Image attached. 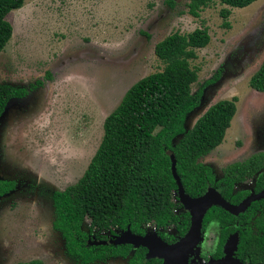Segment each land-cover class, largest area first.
<instances>
[{
	"label": "rangeland",
	"instance_id": "rangeland-1",
	"mask_svg": "<svg viewBox=\"0 0 264 264\" xmlns=\"http://www.w3.org/2000/svg\"><path fill=\"white\" fill-rule=\"evenodd\" d=\"M189 1L27 0L6 16L12 36L0 53V83L26 94L0 117V180L15 182L0 198V264H80L53 229L52 193L82 176L124 93L163 70L154 47L169 34L209 35L190 61L198 76L192 93L221 73L187 116L186 130L216 102L237 99L223 142L200 163L217 178L229 163L264 153V93L248 84L264 59V0L242 9L211 0L197 18L187 13ZM88 227L86 220L81 228Z\"/></svg>",
	"mask_w": 264,
	"mask_h": 264
},
{
	"label": "trees",
	"instance_id": "trees-1",
	"mask_svg": "<svg viewBox=\"0 0 264 264\" xmlns=\"http://www.w3.org/2000/svg\"><path fill=\"white\" fill-rule=\"evenodd\" d=\"M27 0H0V53L12 36L6 16L20 9ZM258 0H219L230 8H246ZM211 0H190L187 13L197 18ZM172 4V2H170ZM228 9L221 11L226 19ZM210 38L206 29H195L182 35L174 32L154 47L155 56L164 63L163 70L133 84L119 104L105 117L98 148L82 176L62 191L52 194L56 213L54 228L61 231L65 246L81 264L125 257L128 246H89L88 234L80 230L89 221L90 229L100 230L127 226L135 232L140 226L156 227L177 224L180 232L188 227V217L173 214L172 202L177 186L172 177L169 153L176 160V172L186 194H203L213 185L210 169L200 159L218 147L236 113V98L220 100L210 106L189 129L186 117L200 106L203 90L220 79V70L192 93L197 71L190 67L196 50L206 47ZM250 88L264 93V59L250 77ZM26 90L0 83V116L11 99H21ZM181 137L176 144L173 140ZM238 181L255 177V186H264V153L231 166ZM232 178L226 177L231 183ZM13 184L0 181V196L12 190ZM142 255L134 254L131 264H142ZM139 259V261H138ZM27 264H41L33 261Z\"/></svg>",
	"mask_w": 264,
	"mask_h": 264
},
{
	"label": "flooded vegetation",
	"instance_id": "flooded-vegetation-1",
	"mask_svg": "<svg viewBox=\"0 0 264 264\" xmlns=\"http://www.w3.org/2000/svg\"><path fill=\"white\" fill-rule=\"evenodd\" d=\"M260 153L263 152L253 154L247 159L241 161L235 160L234 162L229 163L224 167V169L221 171V175L217 178L215 177L214 172H212V170L208 167L213 178V185H207L203 194L192 198H197L204 195L207 190L211 188L217 191L230 206L237 207L249 196L259 194L264 189V186H262L260 189H257L255 186L256 176L251 178L245 176V179L240 182L237 180L239 178L238 175L236 176L233 170L228 169L231 166L241 164L250 157ZM227 176L232 178L230 184L226 182ZM4 182L12 183L13 188L6 194L0 196V198L6 196L15 189L14 181ZM246 184L251 186H247ZM172 202L175 205V209L173 211L175 216L183 220L185 217H188V227L184 233L180 232V227H178L180 225V221H178L177 224L173 223L161 227H156L152 224H146L144 226H140V228L136 229L135 232L132 231L129 226H127L125 229L112 227L110 229L103 230L93 228L91 230L90 225L88 230L84 231L81 228L83 224L82 223L80 230L88 234V238L86 240L87 245L113 247L128 246L130 248L125 257H110L103 262L94 261L89 264L96 262L104 263L115 258L124 259L126 260V264H131V262L134 260V254L137 252L142 255L140 260L142 264H163L164 259L157 257L146 258L149 252L148 247L141 245L135 247L131 243L123 244L119 243V241L122 239L124 232L129 230L131 234L136 236L143 237L147 234L153 235L154 238L157 237V239L168 246L180 242L191 226V216L189 211L181 204L177 196V190L173 193ZM53 229L57 230L54 228V223ZM95 230H97L96 234L92 235ZM59 232L62 235L64 241V249L66 254L78 259L77 257L68 253L63 234L61 231ZM149 246H152V244H149ZM220 260H224V264H264V198L250 202L249 206L243 212H237L236 214H233L217 206H211L206 210L202 217L200 240L196 246L187 253L185 264H209ZM33 261H38L41 264H44L40 260H31L17 264H27ZM79 262L81 264L80 260Z\"/></svg>",
	"mask_w": 264,
	"mask_h": 264
},
{
	"label": "water",
	"instance_id": "water-1",
	"mask_svg": "<svg viewBox=\"0 0 264 264\" xmlns=\"http://www.w3.org/2000/svg\"><path fill=\"white\" fill-rule=\"evenodd\" d=\"M169 158L171 162V174L177 186V196L181 204L185 207V209L189 211L191 216V226L188 232L180 240V242L168 246L157 239V237L154 238L153 235L147 234L141 237L133 235L129 230H126L119 243H131L135 247H138L140 245L146 246L149 248V252L146 258L157 257L160 259H164L163 264H185L187 253L192 248H194L200 240L202 217L208 208H210L211 206H217L233 214H236L237 212H243L249 206L250 202L264 198V189L257 195L249 196L237 207L230 206L217 191L211 188H209L204 195L197 198H192L185 193L181 180L176 172V160L174 154L169 153ZM149 244H152V246H149ZM224 263V260H220L209 264Z\"/></svg>",
	"mask_w": 264,
	"mask_h": 264
}]
</instances>
